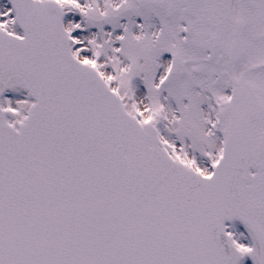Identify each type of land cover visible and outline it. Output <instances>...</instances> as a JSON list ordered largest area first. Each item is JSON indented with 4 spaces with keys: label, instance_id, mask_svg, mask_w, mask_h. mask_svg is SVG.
Here are the masks:
<instances>
[{
    "label": "snow or ice",
    "instance_id": "1",
    "mask_svg": "<svg viewBox=\"0 0 264 264\" xmlns=\"http://www.w3.org/2000/svg\"><path fill=\"white\" fill-rule=\"evenodd\" d=\"M0 264H264V0H0Z\"/></svg>",
    "mask_w": 264,
    "mask_h": 264
}]
</instances>
